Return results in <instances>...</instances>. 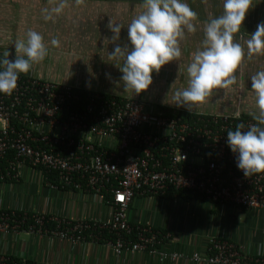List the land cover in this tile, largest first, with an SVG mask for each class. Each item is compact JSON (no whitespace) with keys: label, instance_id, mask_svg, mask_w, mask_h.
Listing matches in <instances>:
<instances>
[{"label":"crops","instance_id":"1","mask_svg":"<svg viewBox=\"0 0 264 264\" xmlns=\"http://www.w3.org/2000/svg\"><path fill=\"white\" fill-rule=\"evenodd\" d=\"M34 61L37 68L28 66ZM0 65L81 91L149 101L165 115L239 112L264 120V0H0ZM0 208L91 220L111 213L104 196L50 189L31 169L16 185L0 183ZM127 216L170 232L165 251L203 254L210 238H224L247 256L264 257L260 211L170 192L135 197ZM6 247L39 264L114 261L106 242L70 250L23 233L13 246L1 240L0 251ZM123 260L207 264L160 263L145 254Z\"/></svg>","mask_w":264,"mask_h":264},{"label":"built area","instance_id":"2","mask_svg":"<svg viewBox=\"0 0 264 264\" xmlns=\"http://www.w3.org/2000/svg\"><path fill=\"white\" fill-rule=\"evenodd\" d=\"M151 14H160L158 3L151 4ZM24 169L41 172L50 189L109 195L111 213L91 220L0 208L6 246L25 233L70 250L106 242L113 264H124L126 254L160 263L264 264V257L247 256L243 246L224 238H210L203 254L165 251L170 232L131 224L127 216L135 197L171 191L264 213V120L239 112L165 115L146 101L83 95L71 85L0 65V183L16 185ZM0 264L39 263L6 247Z\"/></svg>","mask_w":264,"mask_h":264},{"label":"trees","instance_id":"3","mask_svg":"<svg viewBox=\"0 0 264 264\" xmlns=\"http://www.w3.org/2000/svg\"><path fill=\"white\" fill-rule=\"evenodd\" d=\"M14 64H19V62L17 63V61L14 63ZM13 64V65H14ZM23 64V63H22ZM6 69H8V68H10V67H5ZM14 69H17V68H12V70H14ZM78 90H80V89H78ZM81 91V90H80ZM87 92H90V91H81V93H83V95H85V93H87ZM102 94H104V93H102ZM105 95H108V94H105ZM110 95V94H109ZM82 104V103H81ZM179 113V112H178ZM241 114V117L242 118H252V119H254V120H256V121H259V119H257V118H254V117H251V116H248V115H245L244 113H240ZM49 179L54 183L55 181H56V178L53 176V175H51V176H49ZM170 193V192H169ZM171 193H177L178 195H180V196H182V197H186L188 194H190L189 192H187V191H171ZM104 195H105V199L107 200L110 196L109 195H106L105 193H104ZM191 195V194H190ZM194 196H197V195H194ZM129 222V221H128ZM130 223V222H129ZM132 224V223H131ZM105 239H107V240H109L110 238H109V235L107 236H105L104 237Z\"/></svg>","mask_w":264,"mask_h":264},{"label":"rangeland","instance_id":"4","mask_svg":"<svg viewBox=\"0 0 264 264\" xmlns=\"http://www.w3.org/2000/svg\"><path fill=\"white\" fill-rule=\"evenodd\" d=\"M42 63H44V62H42ZM28 66H32V67H34V68H37V67H38V66L36 65V61L29 63ZM6 192L12 193V190H10V191H7V190H6ZM14 192H15V190H14ZM14 192H13V193H14Z\"/></svg>","mask_w":264,"mask_h":264},{"label":"flooded vegetation","instance_id":"5","mask_svg":"<svg viewBox=\"0 0 264 264\" xmlns=\"http://www.w3.org/2000/svg\"><path fill=\"white\" fill-rule=\"evenodd\" d=\"M139 99V98H138ZM139 100H141V99H139ZM146 102H149V101H146ZM150 103V102H149ZM152 104V103H151Z\"/></svg>","mask_w":264,"mask_h":264},{"label":"clouds","instance_id":"6","mask_svg":"<svg viewBox=\"0 0 264 264\" xmlns=\"http://www.w3.org/2000/svg\"><path fill=\"white\" fill-rule=\"evenodd\" d=\"M196 113V112H195Z\"/></svg>","mask_w":264,"mask_h":264}]
</instances>
